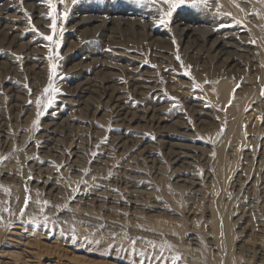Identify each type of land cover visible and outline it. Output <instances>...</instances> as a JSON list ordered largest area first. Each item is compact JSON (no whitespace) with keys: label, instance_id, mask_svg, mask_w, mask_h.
<instances>
[{"label":"rangeland","instance_id":"374dc122","mask_svg":"<svg viewBox=\"0 0 264 264\" xmlns=\"http://www.w3.org/2000/svg\"><path fill=\"white\" fill-rule=\"evenodd\" d=\"M66 1L61 7L57 4L58 49L43 38L52 34L45 0L33 5L20 4V0L0 2V26L12 27L18 41L0 47V53L8 55L16 68L37 63L46 71L47 86L55 64L53 82L59 90L47 108L50 94L27 91L33 122L26 131L12 127L11 137L0 138V264H264V0L216 1L222 11L206 13L202 23L188 31L191 42H199L188 44L190 49L181 41L186 37L184 28L156 29L153 38L147 36L149 30L130 31L124 38L130 48L123 39L117 43L101 40V31L88 34L71 28L68 18L74 10ZM246 5H250L248 10ZM163 8L167 10L168 5ZM39 10L45 13L40 19L36 16ZM194 15L190 12L185 17ZM210 32L215 38L208 42ZM218 38L232 43L225 46L229 55L220 57L209 50L211 41ZM22 43L30 49L26 51ZM120 48L131 59L119 56ZM96 56L100 59L93 60ZM104 60L106 65L125 67L109 66V70L120 73L118 85L129 93H134L133 76H151V81L141 75L138 78L166 94L154 98L167 102L168 116H185L193 135L188 142L207 157L197 169L205 183L202 195L194 199L176 187L171 170L161 174L149 169L143 180L151 184L153 193L141 195L143 205L135 208L122 201L125 182L112 178L116 173L111 168L101 182L92 176L93 149L88 152L87 168L72 175L66 157H73L75 141L68 142L67 154L55 160L51 176L39 172V162L49 155L42 152L39 127L50 115L69 110L70 89L76 85L77 75L99 70ZM10 69L11 64L1 70V77H10L14 73ZM223 83L228 84L226 94L221 90ZM153 95L149 90L146 98ZM192 100L210 112L205 124L198 122ZM3 101L4 112L9 113L8 98ZM34 120L39 124L33 126ZM109 121L105 116L97 119L98 128L83 126L87 133L106 138ZM43 177L55 181L62 193L53 196L44 190ZM92 190L121 197L118 201L122 202L110 211L105 201L93 199ZM153 200L162 203L164 210H150Z\"/></svg>","mask_w":264,"mask_h":264},{"label":"bare ground","instance_id":"6f19581e","mask_svg":"<svg viewBox=\"0 0 264 264\" xmlns=\"http://www.w3.org/2000/svg\"><path fill=\"white\" fill-rule=\"evenodd\" d=\"M2 1L4 0H0V2ZM36 1L22 0L20 4H25L26 2L33 5ZM54 1L59 6L64 5L60 4L59 0ZM216 1L220 0H208L207 6L200 9H193L187 6L177 8L173 12L167 26H161L156 23L159 18L158 8L164 10L159 0H157L156 6H150L147 3L137 4L135 0H77L75 4L72 0L66 2L71 4V10H74L73 12L71 11L68 18L71 28L78 31L84 29L87 33L91 30L94 33L101 31L99 36L101 40L106 39L117 43L119 39H123V44L130 48L128 42L132 40L127 38L128 44H125L124 39L125 36L129 35L130 31H137L138 29L149 30L151 32L147 36L153 38V35H155L153 31L156 29L160 30L163 27L184 28L185 30L187 29L185 32L186 37L182 36L184 38L181 41L186 42V49H190L192 47L188 44H196L198 40L195 39L191 42V36H189L191 33L188 31L199 26L206 13L211 15L222 11L220 2L215 3ZM43 4L47 7V0ZM223 5L227 10L226 5ZM35 7H32L31 10ZM249 7L250 5L245 6L247 10ZM3 8L9 10L10 7L5 6ZM61 11H63L62 8ZM37 12L36 16L39 19L45 14L42 13V10ZM190 12L195 15L187 19L185 16ZM110 24L113 27H109ZM115 30L119 31L123 37L119 38L120 35L117 36ZM212 37L215 38L214 34L210 32V38L206 41L209 42ZM154 40H156V37ZM16 42L18 41L12 27L0 26V47L5 45L9 47ZM156 42H159V40L157 39ZM211 42L210 51L220 57L229 55L225 46H232L230 41L218 38ZM22 46L26 47V51L30 49L24 43H22ZM117 51L119 56L125 57V60L131 59L121 48ZM99 59V56L93 58V60ZM28 61V65H31V60ZM12 63L15 64L8 55L0 53V72L8 69L10 64L11 69L14 71L10 77H8L9 75H4L5 77L0 75V138L11 137L9 133H11L12 127H15L18 132L26 131L30 123L33 122V110L27 106L25 97L30 94H27V91L34 89L36 92L44 94V89L47 87L46 79L48 76L45 74L46 71L42 67L36 66L38 65L37 63L17 68ZM84 63L86 62L84 61ZM77 64L79 63L77 62ZM109 66H114L113 68L115 69H120L119 66L125 68L122 65H114L112 63L106 65L104 60L102 67L97 71L92 73L80 71L76 77V85L70 89L69 110H61L58 116L50 115L46 123L39 127L41 129L39 137L43 147L42 152L44 154L49 152V155L43 156L44 159L39 162L37 167L39 172L43 176L48 174L51 176L50 174L56 169L54 168L55 166L53 167V164L56 165L55 160L67 154L66 146L68 142L75 141V149L71 152L73 157L71 159L66 157L72 175L87 168L88 152L93 149L96 154L90 157L93 162H91L92 167L90 166L93 169L92 176L97 181H103L100 178L106 176L111 168L116 173L112 178L125 182V196L122 201L129 203L135 208L143 205L140 199L141 195L153 193L150 191L151 184L143 180L145 179L143 176L144 172L148 173L149 169L155 170L156 173H161L160 171H166V169L171 170L173 184L176 187L183 189L186 195L194 199L198 195H202L205 190V183L198 174L197 169L202 165L201 161L206 160L207 157L206 153H199V147L188 142L193 139V135L185 123V116L177 117V119L168 116L167 102L161 98H154L155 96L160 97L166 94H163V91L158 86L147 82L151 81V76L145 77L143 73L139 74L138 76L141 75L148 79L145 82H142L137 75L133 76L131 84L134 86V93H129L125 91V86L118 85L122 81L119 78L120 73L116 72L115 69V72L111 71V73ZM226 87H228L226 83L221 86L224 94L227 92ZM149 90L154 91L152 98H146ZM6 98H8L7 108H9V113L4 112L5 104L3 100H6ZM190 106H192L195 115H198V122L205 124L210 112L197 100H192ZM105 116L110 120L109 126L111 129H109L110 135L108 137L101 138L96 134H92L93 132L91 134L87 133L83 125L87 124L98 128L97 119ZM152 130L154 133H150ZM114 167L117 168L113 169ZM45 178L43 182L41 181L43 183L41 187L48 191L50 195L58 196L61 192L58 184L50 178ZM36 185L39 186L38 183ZM91 196L96 201H105L110 211H114L115 203L120 204L122 202L118 201L121 197L118 199L106 194L104 191L92 190ZM152 203L150 210H164L162 203L155 200Z\"/></svg>","mask_w":264,"mask_h":264},{"label":"snow or ice","instance_id":"6c2138e0","mask_svg":"<svg viewBox=\"0 0 264 264\" xmlns=\"http://www.w3.org/2000/svg\"><path fill=\"white\" fill-rule=\"evenodd\" d=\"M21 2H22V0H21ZM72 2L75 4L77 2V0H72ZM159 2L161 5H168L167 11H164L162 8H158L159 18L156 21V23L161 25V26H167L169 24L170 18L173 15V12L181 6H187V7L193 8V9H200L202 7H206L208 4V0H159ZM59 3L64 4V0H59ZM135 3H137V4L147 3L150 6H156L157 0H135ZM47 4H48V7L50 9L48 15H49V17H51V23L48 25V27L51 29L52 34L43 36V34L40 33V35H42L45 40L50 41L53 45H55L56 49H58L60 47L61 42H60V40L55 39V33L57 30V19H58V15H59L57 13V3L54 2V0H47ZM62 15L66 18L67 17V11H65ZM253 43H254V41H253ZM54 55H58V53H54ZM16 59H20V57H16ZM176 59L179 60L180 57L177 56ZM56 67L57 66L55 64L52 65V76L49 78L48 86L44 89V94H50L49 98L47 99V103L45 104L46 108L51 106V104L53 103V100H54V94L59 91L54 86V82H53V77L56 75V72H55ZM186 74H190V73H186ZM195 87L199 88L200 85L197 84V85H195ZM261 95H264V91H262ZM173 99H175V98H173ZM36 102H37V104L41 103V101L39 99H37ZM38 124H39V120L34 121V125H38ZM153 139H154V137H153ZM45 203H47V201H45ZM27 204H28V200L26 199L25 200V206H27ZM21 214H23V209L21 210ZM32 222L36 223V221H32ZM46 224H47V217H45V225ZM175 259L179 260L180 257L176 256Z\"/></svg>","mask_w":264,"mask_h":264}]
</instances>
